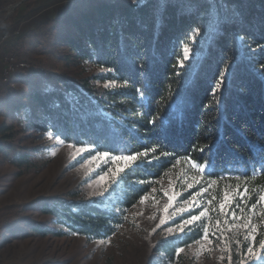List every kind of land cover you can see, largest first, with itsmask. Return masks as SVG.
Returning a JSON list of instances; mask_svg holds the SVG:
<instances>
[{
    "label": "trees",
    "instance_id": "obj_1",
    "mask_svg": "<svg viewBox=\"0 0 264 264\" xmlns=\"http://www.w3.org/2000/svg\"><path fill=\"white\" fill-rule=\"evenodd\" d=\"M31 37L64 65L67 76L43 88L33 86L24 98L8 92L4 104L17 127L0 126V154L19 173L37 166L35 155L42 154L45 139L85 149L79 161L103 151L116 156L145 148L158 151L89 197L76 190L68 198L29 208L42 213V222L24 216L16 221L20 207L1 209V244L30 233L106 240L125 225L142 197L165 195L163 183L170 178L179 205L201 195L198 207L157 230L149 264H240L248 245L243 227L248 218L257 227L259 252L264 207L248 208L264 194V0L78 1L42 23L34 36H17L6 50L25 51ZM185 46L190 59L181 68ZM10 85L0 79V94ZM153 119L155 125L149 123ZM190 159L202 162L206 171L192 168ZM115 167L103 161L91 180ZM245 188L248 200L240 204L245 211L234 200L221 214L224 193L233 196ZM205 208L200 222L168 233ZM232 211L244 219L233 221ZM205 226L211 243L202 239ZM249 264L264 261L249 259Z\"/></svg>",
    "mask_w": 264,
    "mask_h": 264
},
{
    "label": "rangeland",
    "instance_id": "obj_2",
    "mask_svg": "<svg viewBox=\"0 0 264 264\" xmlns=\"http://www.w3.org/2000/svg\"><path fill=\"white\" fill-rule=\"evenodd\" d=\"M25 1L0 9V33L14 25L17 19L15 13L21 10L22 2ZM78 1L86 0H54V3L49 4V1V5L37 9L33 3L30 6L29 2L25 10L41 12L39 17L45 20L48 16L52 18L63 13L68 6ZM27 48L7 54L8 58H15L12 62L15 71H11V64H6L3 70L2 78L4 73H8L5 84L10 83L11 87L0 94V126L6 124L17 127L4 104L9 94L24 98L33 86L43 88L67 76L64 65L56 62L52 54L32 44ZM42 145V154L39 157L35 155L34 159L37 166H31L23 173H19V168L12 164L5 153L0 154V210L11 206L20 207L16 209V221L24 216L27 221L42 222V213L29 208L52 198H68L76 190L89 197L100 192L108 180L107 176L104 181L99 180V175L91 180L103 161H91L90 158L79 161L84 153L80 151L82 148L59 146L49 139H45ZM163 187L165 193L172 195V179L165 180ZM168 203L167 195L159 199L147 196L143 203L128 213L125 225L106 240L86 242L72 235L41 238L34 233L7 237L6 243H0V264H149L158 242L157 230L167 225L171 221L168 219L171 213L182 206L175 200L173 207L165 211ZM162 218L166 220L165 224L160 223ZM0 232L5 234L4 231ZM203 264L217 262L210 260Z\"/></svg>",
    "mask_w": 264,
    "mask_h": 264
},
{
    "label": "snow or ice",
    "instance_id": "obj_3",
    "mask_svg": "<svg viewBox=\"0 0 264 264\" xmlns=\"http://www.w3.org/2000/svg\"><path fill=\"white\" fill-rule=\"evenodd\" d=\"M189 59H190V49L185 46L183 48V58L178 60L179 66L181 68L185 67L186 66L185 61H188ZM261 70L264 71V65H261ZM222 75L223 74H221V80L218 81L216 84L217 89L221 87ZM113 83L115 82L111 81L109 83H106L104 87L108 88ZM213 91L215 93V89ZM137 92L140 94L141 97H143L144 95L143 91H141L140 89H137ZM156 122L157 121L155 119L149 121V123L153 125H155ZM88 150L91 151V149H88ZM80 151L83 152L85 151V149H80ZM157 151H158L157 148H145L144 151H136L134 153H129L126 155H119V156L111 155L110 152L108 151H103V152H97L96 155H92L90 157V160L91 161H106L107 163L116 165L114 169L109 168L106 173H103L102 175L99 176V180L101 181H104L105 177L107 176L108 179L111 181V183H116L118 178H120L122 174H126V170H132L138 167L141 162H144V160L149 157L150 153L155 154L157 153ZM200 151H204V149H200ZM189 163L191 164V167L194 169H197L199 173H204L206 171L205 165L202 162H198L196 159H190ZM212 183H215V181H213ZM191 187L192 185L190 184L189 188ZM105 191H107V189H105ZM207 191H208L207 187L202 188V192L206 193ZM247 191H248L247 188H245L244 192H238L233 196H230L228 192H225L223 196V201L219 204L220 213L226 215L225 209L226 208L230 209L234 200L237 201L236 207H238L239 211L243 213L245 211V208L240 207V204L248 200V197L246 195ZM103 194H104L103 192L100 193V195H103ZM165 195H167V199L169 202L168 205L165 207V211H168L169 208L173 207V202L176 200V196L169 195L167 193H165ZM200 195H201V192H197L195 195L191 196L190 199H185L183 201L182 206H180L179 208H176L171 213V215L168 217V219L169 220L174 219L177 215L182 216L183 213L190 212L194 207H198L197 205H195V201L197 197H199ZM144 199H146V197H142L140 202L143 203ZM209 203H211V201H209ZM258 205L261 207H264V194L259 195L256 201L251 204V207L248 208V211L254 212V210L257 208ZM207 211L208 209L205 208L203 211H200L199 214H190L189 217L186 219H183L182 222L176 226V228L169 227L167 229L168 233L170 234L175 233L177 230H179V232H184L185 228H190L194 226L197 222H200L201 219L205 217ZM232 219L233 221H236V220L244 219V217L237 216L236 212L232 211ZM260 219H261V222L264 223V213H261ZM160 223L165 224L166 220L162 218ZM217 224L219 225V221H217ZM237 227H239V225H237ZM243 227L247 230L245 239L248 241V245H247L246 253H242L240 264H249V259L253 261H264V240L259 241V252H257L255 248V244L257 243L256 225L252 223L250 218H248L245 220ZM211 235H215V234H211ZM209 236H210L209 229L207 226H205L202 232V239L211 243ZM196 242L199 243V241H196ZM180 252H183V249H177V254H179ZM229 260H231V256H229Z\"/></svg>",
    "mask_w": 264,
    "mask_h": 264
},
{
    "label": "crops",
    "instance_id": "obj_4",
    "mask_svg": "<svg viewBox=\"0 0 264 264\" xmlns=\"http://www.w3.org/2000/svg\"><path fill=\"white\" fill-rule=\"evenodd\" d=\"M50 1V2H49ZM58 1V0H57ZM49 4L52 2L54 3V0H36V1H32L30 2L32 6V3L34 4V8L36 7V9L38 7L40 8H44L47 6V4ZM23 3V2H22ZM14 3H11V0H0V9L11 6ZM48 4V5H49ZM29 7V5H28ZM26 5H21V10L18 11V13H15V17L17 18L16 20H14V25H11L10 27H7L4 32L0 33V79H2V74H3V70L5 68L6 65V58H7V54L9 51L6 50V45L10 42H12L13 40L16 39L17 36L26 33V32H32V36H34V32L36 31V29H38L40 27V25L44 22L49 21L51 18H49L50 16L46 17L45 20L42 17H39L41 12H38L36 10L31 12H27L25 10ZM44 10V9H43ZM23 11V13H22ZM26 11V13H25ZM24 17V18H23ZM35 37H31L30 39L27 40L25 47L26 49H28L27 47L32 44V45H36L39 46L37 40L34 39Z\"/></svg>",
    "mask_w": 264,
    "mask_h": 264
},
{
    "label": "built area",
    "instance_id": "obj_5",
    "mask_svg": "<svg viewBox=\"0 0 264 264\" xmlns=\"http://www.w3.org/2000/svg\"><path fill=\"white\" fill-rule=\"evenodd\" d=\"M9 57H11V56H9ZM13 58H14V56H12L11 58H6V64H11V71H15L14 70V66H13ZM15 59V58H14ZM6 74H8V73H4V83H5V76H6Z\"/></svg>",
    "mask_w": 264,
    "mask_h": 264
}]
</instances>
